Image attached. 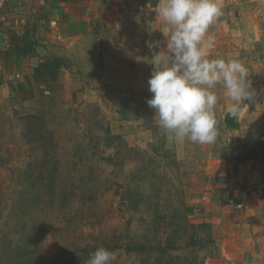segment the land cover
Returning <instances> with one entry per match:
<instances>
[{"label":"rangeland","instance_id":"1","mask_svg":"<svg viewBox=\"0 0 264 264\" xmlns=\"http://www.w3.org/2000/svg\"><path fill=\"white\" fill-rule=\"evenodd\" d=\"M232 1L220 0L209 58L245 64L263 117L264 15H232ZM156 4L71 2V41L60 44L46 24L66 7L9 0L0 9V54L9 31L35 21L48 51L69 60L52 90L34 83L21 94L0 56V264H87L100 247L112 264H227V180L248 134L227 131L232 101L219 86L215 143L159 127L148 81L169 33Z\"/></svg>","mask_w":264,"mask_h":264},{"label":"clouds","instance_id":"2","mask_svg":"<svg viewBox=\"0 0 264 264\" xmlns=\"http://www.w3.org/2000/svg\"><path fill=\"white\" fill-rule=\"evenodd\" d=\"M157 20L164 22L166 51L154 56L156 70L149 81L153 94L147 101L159 127L178 141L213 144L218 129L214 108L217 87L232 101L237 117L246 100L256 95L245 64L235 59L209 58L216 46L212 25L224 14L220 0H157ZM115 254L97 248L87 264H112Z\"/></svg>","mask_w":264,"mask_h":264},{"label":"crops","instance_id":"3","mask_svg":"<svg viewBox=\"0 0 264 264\" xmlns=\"http://www.w3.org/2000/svg\"><path fill=\"white\" fill-rule=\"evenodd\" d=\"M79 1L85 2L89 0H53L61 8L66 7L63 15H59L63 20L59 19L57 21V14H55L52 16L53 20L46 24L47 28L52 30V38H56L55 35H58V39H55L57 44L64 40L71 41V2ZM232 3L233 8L230 10L232 15L237 13L243 16L252 13L264 15V0H233ZM1 25L2 22L0 20V27ZM66 26L68 27L66 29L68 32L63 31V27ZM42 28V25L33 21L25 25L21 30H11L8 33L5 41L6 48L0 54L2 61L3 53L9 49L13 50L14 46L26 42L35 44L33 54L26 59L19 60L14 65L15 67L13 66L14 68L10 67L14 75L21 77V81L18 84L25 83L26 76L33 80L32 69L43 58L53 55L68 58L67 55L57 54L55 50L54 54L48 51L47 45L49 41L44 37L45 34L41 32ZM59 39L62 41H58ZM34 54L39 55L38 61L29 64ZM3 63L6 66L4 61ZM255 102L258 103V100L253 99L242 106L238 114L239 129H227L228 132L241 133L245 136L246 133L248 134L240 143L241 147L235 152V159L231 165L234 170L237 168V171L235 175H231V178L227 180V223H230V227L228 226L227 229V264H264V168L261 167L259 162L263 151L260 148L259 157L246 163H238L236 160L237 155L243 151L244 145L253 141L264 142V115L263 117H258ZM262 102L263 106L261 105V109L263 108L264 110V97ZM226 114H229V111ZM251 131L253 132L252 135L250 134ZM222 262L223 259H221Z\"/></svg>","mask_w":264,"mask_h":264},{"label":"trees","instance_id":"4","mask_svg":"<svg viewBox=\"0 0 264 264\" xmlns=\"http://www.w3.org/2000/svg\"><path fill=\"white\" fill-rule=\"evenodd\" d=\"M34 51L35 44L26 42L24 44L14 46L13 50H7L3 53L2 58L6 66H8V68L12 71L10 67H13L19 60L28 58L31 54H33ZM68 62V58L55 55L43 58L42 61L32 69L33 80L29 76H26L25 83H19L17 86V91L21 94L27 92L28 87L32 83H36L40 87H45L48 90H52L58 74L63 68L67 67ZM224 123L226 129L229 130H237L240 128L238 116L234 118L230 115V113L225 115ZM260 148L264 154V142L253 141L244 145L243 151H241V153L236 157L237 162L246 163L248 161L257 159L259 157Z\"/></svg>","mask_w":264,"mask_h":264},{"label":"built area","instance_id":"5","mask_svg":"<svg viewBox=\"0 0 264 264\" xmlns=\"http://www.w3.org/2000/svg\"><path fill=\"white\" fill-rule=\"evenodd\" d=\"M9 0H0V9H3Z\"/></svg>","mask_w":264,"mask_h":264}]
</instances>
